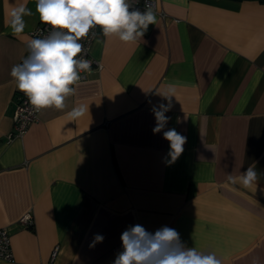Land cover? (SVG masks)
<instances>
[{
    "label": "crops",
    "instance_id": "1",
    "mask_svg": "<svg viewBox=\"0 0 264 264\" xmlns=\"http://www.w3.org/2000/svg\"><path fill=\"white\" fill-rule=\"evenodd\" d=\"M31 9L14 35L10 13ZM162 11L163 16L158 12ZM156 24L135 43L104 37L91 46L96 67L63 110H40L23 137L13 133L22 92L12 67L27 57L39 24L36 0H0V227L11 262L113 264L121 234L142 225L174 228L188 247L221 264H264V3L157 0ZM175 88L163 131L187 138L175 163L156 125L159 93ZM87 111L72 120L68 112ZM249 166L261 178L237 179ZM31 211L34 225L23 228ZM96 234L102 243L91 247Z\"/></svg>",
    "mask_w": 264,
    "mask_h": 264
},
{
    "label": "clouds",
    "instance_id": "2",
    "mask_svg": "<svg viewBox=\"0 0 264 264\" xmlns=\"http://www.w3.org/2000/svg\"><path fill=\"white\" fill-rule=\"evenodd\" d=\"M139 3V0H135ZM144 11L134 7V0H36V13L40 21L50 25L52 31L42 38L27 41V57L12 67L11 77L16 86L36 111L47 108L63 110L69 96L75 95V86L81 73L91 71L92 61L84 59L86 49L80 43L90 31L99 26L104 37H117L124 43H135L143 38L149 25L156 24L152 4L144 0ZM31 9L22 4L10 13V27L14 35L25 28V16H31ZM168 104L153 106L156 125L153 133H160L168 123L165 115L171 109V98L175 88L169 85L165 93H159ZM86 107H73L68 116L72 120L82 118ZM163 138L169 142L170 159L176 162L184 151L187 138L175 129L163 131ZM261 178L256 168L249 166L239 178L228 175V182L239 183L249 189ZM123 250L113 264H221L214 253L204 254L194 247H188L174 228L167 226L155 233L148 232L142 225L130 226L121 234ZM104 236L96 234L91 247L102 243Z\"/></svg>",
    "mask_w": 264,
    "mask_h": 264
},
{
    "label": "built area",
    "instance_id": "3",
    "mask_svg": "<svg viewBox=\"0 0 264 264\" xmlns=\"http://www.w3.org/2000/svg\"><path fill=\"white\" fill-rule=\"evenodd\" d=\"M149 2L152 4V11H156L157 0H149ZM134 7L139 8L141 11H144V0H139L138 4L135 3L134 0ZM158 13L163 16L162 11H159ZM99 29V26L95 27L90 31L89 35L86 38H83L80 41V43H82L84 48L86 49V54H84L83 58L92 61L91 71L94 67L98 69H101L102 67L98 62L94 61L90 53L91 46L98 35ZM50 31H52L50 25H46L39 21V24L32 32V36L34 38H42L43 36H47ZM90 72L81 73L80 81L85 80ZM39 113L40 111H36L33 108V106L28 101V98L24 94L19 95L15 103V111L13 115V133L8 137V140L23 137L26 134L29 126L38 121ZM18 224L23 228L33 227L34 218L31 211L24 213L18 220ZM57 252L58 248H55L50 257V264H52V262L56 258ZM12 260L13 256L10 248V232L8 228L0 227V261L11 262Z\"/></svg>",
    "mask_w": 264,
    "mask_h": 264
},
{
    "label": "trees",
    "instance_id": "4",
    "mask_svg": "<svg viewBox=\"0 0 264 264\" xmlns=\"http://www.w3.org/2000/svg\"><path fill=\"white\" fill-rule=\"evenodd\" d=\"M236 1H241V0H236ZM257 1L264 3V0H257Z\"/></svg>",
    "mask_w": 264,
    "mask_h": 264
}]
</instances>
